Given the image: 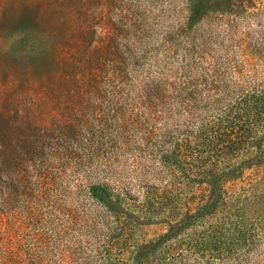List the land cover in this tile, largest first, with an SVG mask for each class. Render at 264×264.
<instances>
[{"label": "rangeland", "instance_id": "374dc122", "mask_svg": "<svg viewBox=\"0 0 264 264\" xmlns=\"http://www.w3.org/2000/svg\"><path fill=\"white\" fill-rule=\"evenodd\" d=\"M248 86L264 0H0V264H264L254 169L208 185L173 166L214 94ZM198 203L243 208L239 248L201 256L225 215Z\"/></svg>", "mask_w": 264, "mask_h": 264}, {"label": "trees", "instance_id": "16d2710c", "mask_svg": "<svg viewBox=\"0 0 264 264\" xmlns=\"http://www.w3.org/2000/svg\"><path fill=\"white\" fill-rule=\"evenodd\" d=\"M208 108L214 118L203 127L204 139L194 145L187 143V152L175 156L174 171H182L184 179L187 178L188 181L196 182L194 180L197 179L199 184L201 180H205L210 185L209 182L227 170L242 177L245 168L254 169L253 183L258 187L256 194L264 197V176L259 177L261 163L257 162L262 157L264 137V87H242L235 93L219 91V95L215 93L214 99L208 103ZM91 195L103 204L112 199L109 188L105 185H93ZM242 196L234 198L237 204L241 205L243 200L249 199ZM207 206L206 203H198L195 207L199 218H213L217 213L225 216L222 221L216 222L220 226L218 231L205 230L197 234L196 240L193 239L201 256H222L228 247L239 248L246 234L239 230L233 219L239 217L243 208L237 205L238 208L228 207L220 212L215 210L200 214Z\"/></svg>", "mask_w": 264, "mask_h": 264}]
</instances>
